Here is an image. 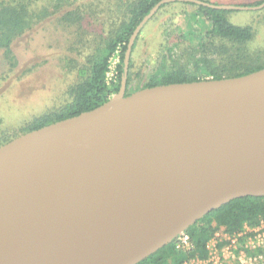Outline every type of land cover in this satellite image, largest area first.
<instances>
[{"label": "water", "instance_id": "1", "mask_svg": "<svg viewBox=\"0 0 264 264\" xmlns=\"http://www.w3.org/2000/svg\"><path fill=\"white\" fill-rule=\"evenodd\" d=\"M177 2L264 8L156 3L129 38L116 94L0 146V236L49 222L81 238L77 255L61 264H96L111 233L157 235L160 244L135 264L232 200L264 197V68L126 95L138 34L161 6ZM120 217L126 221L116 227Z\"/></svg>", "mask_w": 264, "mask_h": 264}, {"label": "trees", "instance_id": "2", "mask_svg": "<svg viewBox=\"0 0 264 264\" xmlns=\"http://www.w3.org/2000/svg\"><path fill=\"white\" fill-rule=\"evenodd\" d=\"M159 1L44 0L45 3H40V0H0V81L17 72L22 73L17 76L20 79L54 61L63 72L74 70L78 78L68 91V100L59 107L47 110L19 128H2L0 146L29 131L95 109L116 94L129 38ZM177 3L194 6L196 14L202 15L205 26L198 33L193 30L181 33L176 44L166 49L167 56L161 58L158 72L150 76L141 89L240 77L264 68V48L254 50L249 47L254 38L253 30L249 26L231 24L227 13L232 10ZM41 31L48 33L49 38L44 53L38 54L35 48L33 59L20 62L15 42L27 33L35 39ZM120 47L119 80L108 83L109 61ZM134 49L135 42L131 57ZM131 57L126 95H130L128 88L132 82L129 74ZM262 224L264 197L235 199L204 215L181 233L188 238L190 249L177 248L179 234L135 264H185L194 259L204 260L208 257V243L221 229L234 235L244 232L247 227L256 228Z\"/></svg>", "mask_w": 264, "mask_h": 264}, {"label": "rangeland", "instance_id": "3", "mask_svg": "<svg viewBox=\"0 0 264 264\" xmlns=\"http://www.w3.org/2000/svg\"><path fill=\"white\" fill-rule=\"evenodd\" d=\"M207 1L217 6L241 7H255L258 5L254 4L264 2V0ZM40 3L45 2L40 0ZM250 4L252 5L249 6ZM196 12L197 9L194 6L171 3L157 11L143 26L137 41L135 40V49L131 57L132 67L129 74L132 82L128 88L130 94L140 90L148 78L158 72L161 58L167 56L166 49L176 44L177 37L181 33L185 34L192 30L195 33L199 32L204 25L203 17ZM227 19L233 25L252 28L254 38L249 43L251 49L264 48V8L232 10L227 13ZM48 40V33L42 31L35 39H31L28 33L23 35L14 45L17 59L22 63L33 59L35 48L38 54L44 53ZM121 49V47L118 48L109 61L108 74L109 71L117 73V78L112 83H118L119 80ZM20 74L22 73H12L0 81V131L2 128L11 130L24 126L47 110L59 107L68 100V91L78 80L74 70L63 72L55 61L18 79L17 76ZM263 232L262 228H248L242 236L237 237L235 248H230V244L227 243L230 237L221 229L209 245L212 257L219 260L221 264H264ZM242 251H246V254L243 253L247 258L239 260L238 256L243 255Z\"/></svg>", "mask_w": 264, "mask_h": 264}, {"label": "bare ground", "instance_id": "4", "mask_svg": "<svg viewBox=\"0 0 264 264\" xmlns=\"http://www.w3.org/2000/svg\"><path fill=\"white\" fill-rule=\"evenodd\" d=\"M259 150H264V142ZM79 219L76 220L88 224L85 219ZM124 221V217L118 218L116 227L122 226ZM48 224L49 222L42 223L37 230L28 229L1 235L0 264H61L70 261L73 255H77L80 235H64L55 231L57 227L50 228ZM91 227L97 231V226ZM129 234L120 232L117 235H107L104 239L105 248L96 264H131L148 249L160 244L157 235Z\"/></svg>", "mask_w": 264, "mask_h": 264}, {"label": "built area", "instance_id": "5", "mask_svg": "<svg viewBox=\"0 0 264 264\" xmlns=\"http://www.w3.org/2000/svg\"><path fill=\"white\" fill-rule=\"evenodd\" d=\"M108 69H109V67H108ZM109 72H110L109 74H108V71L106 73V81L108 83L109 82H111V83L115 82V80L117 78V73L116 72L113 73L112 71H109ZM107 79L110 80V81H108ZM256 228L264 229V224H262V225H260L259 227H256ZM256 228H253V229H256ZM246 229H248V227ZM246 229L244 230V232H242L240 234H234V235H229L228 234V236L230 238H229V241L227 243L230 244V246H229L230 248H235L237 237L242 236L246 232ZM217 234L213 237V239L210 240V242L216 238ZM262 234H264V232ZM210 242L207 245V249H208V257H207V259H204V260L194 259V260H191V261H189V262H187L185 264H221L219 262V260L215 259V257H212V252H211V249H210V246H209ZM177 248L178 249H190L191 245H190V243L188 241V238L181 234L179 239H178ZM243 252L246 254V251H242L243 255L238 256L239 260H241L242 258H247V256H245V254Z\"/></svg>", "mask_w": 264, "mask_h": 264}]
</instances>
